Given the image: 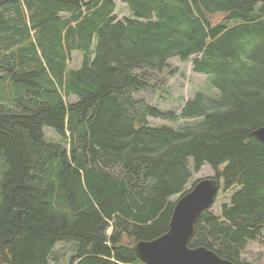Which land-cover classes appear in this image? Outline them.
I'll return each mask as SVG.
<instances>
[{
    "label": "trees",
    "instance_id": "trees-1",
    "mask_svg": "<svg viewBox=\"0 0 264 264\" xmlns=\"http://www.w3.org/2000/svg\"><path fill=\"white\" fill-rule=\"evenodd\" d=\"M122 1L123 19L115 0H0V264H49L59 241L74 242L68 264H146L133 244L168 231L205 164L223 193L237 190L220 214L203 211L189 246L251 264L242 252L264 244L252 135L264 126V0ZM175 57L217 90L180 113L135 94L160 87Z\"/></svg>",
    "mask_w": 264,
    "mask_h": 264
},
{
    "label": "rangeland",
    "instance_id": "rangeland-1",
    "mask_svg": "<svg viewBox=\"0 0 264 264\" xmlns=\"http://www.w3.org/2000/svg\"><path fill=\"white\" fill-rule=\"evenodd\" d=\"M115 2L117 5L116 13L119 18L123 19L124 17L131 15L127 5L122 0H115ZM81 60V53L79 51H74L70 60V67H80ZM169 64L170 67L158 77L159 82L161 80L160 87L157 85L154 89L135 92L136 96L144 97L149 103L158 106L163 111L172 110L176 113H180L186 100L193 97L197 91H203L211 95L217 92L216 88L210 84V76L204 73L195 72L191 61L182 62L179 58L175 57L169 60ZM172 70H175L174 73H171ZM76 99V96L71 97L72 101H75ZM150 121L153 126L167 124L175 127L178 124L186 123L185 119H180L178 122H172L157 117H151ZM45 135L47 138L55 142H62L60 137L51 128H45ZM214 175V169L209 164H205L199 172L193 173L189 188L195 180L204 177H213ZM236 190L237 189L229 190L224 193L220 190L216 202L210 210L216 215L220 214L221 206L224 203L229 202L231 195ZM177 198L178 195L173 197V199ZM110 230L111 229H109V231ZM74 249V242L59 241L53 248L49 264H68ZM240 259L245 263L263 264L264 244L260 242H251L242 252Z\"/></svg>",
    "mask_w": 264,
    "mask_h": 264
},
{
    "label": "water",
    "instance_id": "water-1",
    "mask_svg": "<svg viewBox=\"0 0 264 264\" xmlns=\"http://www.w3.org/2000/svg\"><path fill=\"white\" fill-rule=\"evenodd\" d=\"M252 135L264 144V126L253 131ZM219 187L218 178L198 180L176 201L167 232L155 239L133 244L139 258L146 264H235L206 246H189L198 218L212 206Z\"/></svg>",
    "mask_w": 264,
    "mask_h": 264
}]
</instances>
